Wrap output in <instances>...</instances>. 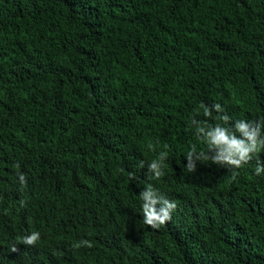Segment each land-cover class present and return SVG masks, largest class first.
I'll use <instances>...</instances> for the list:
<instances>
[{"label": "trees", "instance_id": "obj_1", "mask_svg": "<svg viewBox=\"0 0 264 264\" xmlns=\"http://www.w3.org/2000/svg\"><path fill=\"white\" fill-rule=\"evenodd\" d=\"M200 103L264 119V0H0V264H264L256 160L184 171ZM148 183L177 204L159 230Z\"/></svg>", "mask_w": 264, "mask_h": 264}, {"label": "clouds", "instance_id": "obj_2", "mask_svg": "<svg viewBox=\"0 0 264 264\" xmlns=\"http://www.w3.org/2000/svg\"><path fill=\"white\" fill-rule=\"evenodd\" d=\"M215 119L217 123H209L208 119H199L201 116ZM213 113H216L213 116ZM189 129L194 130L195 139L204 147L198 149L193 143L185 156L186 165L184 171L196 173L197 164L211 161L218 169H226L230 178L235 181L239 176V170L256 160L254 174L256 177L264 175V161L259 159V154L264 151V119H237L233 121L219 103L207 105L200 103L189 118ZM167 148V146H165ZM168 152L161 151L156 158L147 165L146 176L148 180L159 181L165 176L166 160ZM140 168L145 167L143 160L138 162ZM14 167L19 169L20 165ZM21 185L26 184L23 173L17 172ZM135 178L133 173H129ZM142 221L153 230H159L172 219V214L177 208L175 201L166 198L159 189L148 183L139 194ZM23 205V202H21ZM38 231H32L17 239L18 244L26 247H34L40 241ZM17 243L10 246L11 253L19 252ZM94 245L89 240H80L72 245L73 249L82 247L92 248Z\"/></svg>", "mask_w": 264, "mask_h": 264}]
</instances>
